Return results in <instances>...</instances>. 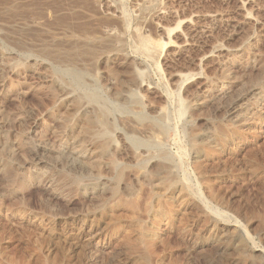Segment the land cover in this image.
Listing matches in <instances>:
<instances>
[{"label": "rangeland", "instance_id": "rangeland-1", "mask_svg": "<svg viewBox=\"0 0 264 264\" xmlns=\"http://www.w3.org/2000/svg\"><path fill=\"white\" fill-rule=\"evenodd\" d=\"M0 59V264H264V0H0Z\"/></svg>", "mask_w": 264, "mask_h": 264}, {"label": "bare ground", "instance_id": "bare-ground-1", "mask_svg": "<svg viewBox=\"0 0 264 264\" xmlns=\"http://www.w3.org/2000/svg\"><path fill=\"white\" fill-rule=\"evenodd\" d=\"M13 14H15V13H13ZM102 21V20H101ZM108 22V21H107ZM106 22V23H107ZM101 24V23H100ZM110 24V23H109ZM109 28V27H108ZM111 29V28H110ZM163 30V29H162ZM80 31H81V29H80ZM85 31V30H84ZM82 32V31H81ZM86 32V31H85ZM71 33H73V32H71ZM77 34V33H76ZM93 34V33H92ZM105 34V33H104ZM75 35V34H74ZM91 36V35H90ZM93 36H95V35H93ZM71 40V39H70ZM145 42H146V40H145ZM76 43V42H75ZM85 45V44H84ZM88 45V44H87ZM0 60H2V59H0ZM60 60V59H59ZM1 66V65H0ZM20 66V65H19ZM74 70V69H73ZM73 70H71L70 72H69V76L72 78V80L76 83V84H78V85H80V86H82L83 88H85V92H84V94L86 95V97L88 98V104L89 105H93L94 103H98L99 102V96L95 93V92H93V91H91L90 92V90L91 89H89L87 86H86V84L84 83V79H83V74L82 73H80V72H78V71H73ZM68 71V70H67ZM133 73H134V77H135V81H137L138 83L137 84H140V87H142L143 86V81H141L142 79V72H139V71H133ZM224 79V78H223ZM180 80V79H179ZM143 82V83H142ZM145 86V85H144ZM81 89V88H80ZM148 89V88H147ZM213 90V89H212ZM76 97V96H75ZM260 97V96H259ZM77 98V97H76ZM80 98V97H79ZM102 100V99H101ZM262 102V101H261ZM74 103V102H73ZM260 103V102H259ZM78 104H80V103H78ZM258 105V104H257ZM92 107V106H91ZM90 107V108H91ZM94 108H95V106H93ZM92 107V109H93V111L92 112H94V111H96V110H94V108ZM99 108V107H98ZM97 108V109H98ZM103 108V107H102ZM234 108V107H233ZM96 109V108H95ZM77 110V109H76ZM79 110V109H78ZM99 110H101L100 111V115H99V117L101 116V118L103 117V121H101V119H99V117H98V119L100 120L99 121V123L98 122H95L94 120H91V119H87L85 116H83V118H85L86 119V123H87V125H86V130H87V128H89V127H91V126H96V125H99V129L97 130L96 128V132H94V134H93V136H94V138L98 141V140H102V139H110V137H112L111 135L112 134H109V132L106 130V128H104V127H106L107 126V122H106V112H105V110H102V109H100L99 108ZM134 110V109H133ZM259 110V109H258ZM135 111V110H134ZM91 112V111H90ZM99 112V111H98ZM86 113V112H85ZM88 114V113H87ZM251 114V113H250ZM253 114V113H252ZM81 115V114H80ZM184 115V114H183ZM94 117V116H93ZM81 118V117H80ZM93 119V118H92ZM161 119V118H160ZM146 119H145V116L144 115H142V114H140L138 111H137V113H136V117L135 118H133V119H127L126 120V124H129L128 125V127L131 125V124H133V125H135V124H142L144 121H145ZM135 123V124H134ZM81 124H84V123H81ZM109 122H108V126H109ZM111 125V124H110ZM133 125H131L130 127H132ZM151 125V124H150ZM138 126V125H137ZM144 126V125H143ZM149 126V125H148ZM148 126H144L143 127V129H146V128H153L154 126H155V128L157 129V131H158V133L157 134H154V131H153V137L155 138V139H157V138H160L161 139V137H158L159 135H162L164 132H165V128H163L161 125H159V124H157V123H152V125H151V127H148ZM76 127V126H75ZM112 127V126H111ZM129 127V128H130ZM85 128H83V129H85ZM133 129L135 128L134 126L132 127ZM137 128V127H136ZM154 128V129H155ZM94 129V130H95ZM142 129V130H143ZM156 129H155V131H156ZM130 130V129H129ZM135 130V129H134ZM133 130V131H134ZM137 130V129H136ZM135 130V131H136ZM140 130H141V128H140ZM153 130V129H152ZM156 131V132H157ZM77 132V131H76ZM138 132V131H137ZM144 132V131H143ZM80 133V132H79ZM78 133V134H79ZM147 133V132H146ZM174 133H175V135L178 137L179 136V130H177V129H175L174 130ZM139 135V134H138ZM192 135V134H191ZM165 137V136H164ZM92 138V137H91ZM176 142V141H175ZM174 142V143H175ZM106 143V142H105ZM161 143V142H160ZM91 144V143H90ZM141 146H143L144 147V149H145V152L146 153H148V154H146L147 156L146 157H149V159H154V158H156V159H158L159 160V163H160V166L162 167V169H164V168H167L168 166H169V164H171V165H174L173 163H174V159L166 152V151H164L163 149H161V148H157V146L155 145V144H152V142L150 143V144H148V143H144V144H142L141 142H138L137 140H133L132 141V147L135 149V150H137L138 149V147H141ZM142 147V148H143ZM178 147H179V150L181 149L180 148V146L178 145ZM88 148V147H87ZM107 148V147H106ZM104 149V148H103ZM77 152V151H76ZM143 152V151H142ZM197 152V151H196ZM196 152H195V154H196ZM95 153V152H94ZM156 153V154H155ZM181 153H183V152H181ZM180 153V154H181ZM79 154V153H78ZM103 154V152H100L99 154H97L94 158H96V157H100L101 155ZM82 155H86L85 153H83V154H81L79 157H81ZM144 155V154H143ZM143 155H141V153H140V155H138L137 157H139L140 158V162L138 163V164H140V165H144L145 166V164L146 163H148V161L147 160H144V159H142V157H144ZM78 156V155H77ZM89 156V155H88ZM78 158V157H77ZM97 159H99V158H97ZM146 159H148V158H146ZM111 160V159H110ZM83 161V160H82ZM82 165V164H81ZM98 165V164H97ZM102 166V165H101ZM109 166L111 167V169H117V163H116V161H112V162H110L109 163ZM176 166V165H175ZM99 167V166H98ZM174 167V166H173ZM110 168H109V170H111ZM168 169V168H167ZM169 169H170V167H169ZM161 170V169H160ZM162 171V170H161ZM164 174V173H163ZM170 183V182H169Z\"/></svg>", "mask_w": 264, "mask_h": 264}]
</instances>
